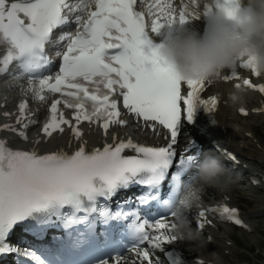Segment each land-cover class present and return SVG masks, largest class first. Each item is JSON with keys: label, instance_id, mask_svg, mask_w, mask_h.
<instances>
[{"label": "snow or ice", "instance_id": "obj_1", "mask_svg": "<svg viewBox=\"0 0 264 264\" xmlns=\"http://www.w3.org/2000/svg\"><path fill=\"white\" fill-rule=\"evenodd\" d=\"M138 3L143 4L144 0H0V48L4 50L0 53V74L13 65L18 71L14 79L26 76L28 91L40 101L46 99L45 91L59 94L41 129L44 138L57 131L63 133L67 125L79 140L82 134L77 126L82 121H102L105 132L110 124H126L117 97L122 98L127 114L142 119L152 130L160 125L170 133L166 146H144L128 139L91 151L81 144L71 154L63 150L42 154L35 147L14 149L0 139V254L10 251L7 230L33 212H42L43 222H53L55 218L65 227L82 223L92 215L107 216L108 209L101 201L115 196L120 187L131 182L153 188L162 185L170 175L174 193L181 179L191 177V166L199 163V151L178 155L174 147L178 127L182 121L194 124L199 111L210 113L217 104L216 97L201 98L209 80H181L158 56L156 50L160 45L155 39L164 26L188 24L190 16L198 20L201 14L190 12L187 5L177 11L171 0H153L147 11H138ZM215 6L232 17L239 10L240 0H216ZM203 7L205 16L211 9L208 4ZM73 24L74 33L69 30L55 35V30ZM49 45L57 48L55 56L60 59L54 75H44L54 63L46 51ZM239 64L260 76L251 68L250 61L241 60ZM235 76L232 71L231 77ZM243 84L257 88L249 79H244ZM182 85L187 86L186 93H182ZM258 91L264 93V84L258 86ZM58 105L71 109L72 118L66 119ZM26 108L25 102L19 104V127L4 124L0 130L28 141L27 129L35 121L25 122ZM241 112L247 114L243 109ZM41 142L40 138L33 141L36 145ZM194 147L195 143L190 144L185 153L187 148ZM125 150L136 155H122ZM178 171L183 172L182 177L177 175ZM170 199L164 201L165 208L170 209ZM217 210L236 225L243 224L237 209L222 206L200 211L198 227L205 226L206 212ZM115 215L134 217L129 225L137 241L133 248L147 244L164 251L165 245L179 240L174 235L173 211L151 223L136 213L118 211ZM137 257L136 264H163L159 257L153 261L148 250L140 251ZM30 258L34 264H44L39 256L33 254ZM165 258L169 264H182L181 257L171 251L165 252ZM101 264H120V255Z\"/></svg>", "mask_w": 264, "mask_h": 264}, {"label": "clouds", "instance_id": "obj_2", "mask_svg": "<svg viewBox=\"0 0 264 264\" xmlns=\"http://www.w3.org/2000/svg\"><path fill=\"white\" fill-rule=\"evenodd\" d=\"M207 0L210 11L203 16L206 29L199 32L187 24L164 26L156 37L157 54L184 81L218 78L225 69L234 70L241 60L250 61L251 68L264 75V0H240L233 16ZM245 89L235 88L229 94L232 103L243 100ZM194 171L179 188L171 193L170 209L176 213L174 235L190 239L195 235L185 213L197 207L207 189L227 191L232 178L225 175L221 162L205 154Z\"/></svg>", "mask_w": 264, "mask_h": 264}, {"label": "bare ground", "instance_id": "obj_3", "mask_svg": "<svg viewBox=\"0 0 264 264\" xmlns=\"http://www.w3.org/2000/svg\"><path fill=\"white\" fill-rule=\"evenodd\" d=\"M150 2H153V0H149ZM171 2L174 4V7H176V9H177V11L180 9V7L182 6L181 4L183 3V0H171ZM248 96L250 97V98H252V99H254L255 98V96L253 95V94H248ZM253 122H255V120H252ZM237 125L236 124H234L233 125V123L231 122L230 123V135H231V137H232V139H233V141H236L237 140V138L239 139L240 138V136H238L237 137V135L235 134V132L232 130V128L233 127H236ZM242 145L244 146V145H246V142H242ZM262 157L264 158V154H262ZM237 189H240L238 186H237V184L235 183V182H233V183H231V186H230V188L227 190V191H230V193L231 194H234L235 193V191L237 190ZM208 190V192L209 193H215V190L216 189H213V188H209V189H207ZM217 191V190H216ZM219 192V191H218ZM262 201H260V203H261ZM214 233H216V229L215 228H213V230H212ZM252 237V236H251ZM254 239V238H253ZM186 239H179V242L180 243H184L185 242V244H184V246L191 252V251H193V249H192V246H200V244H198V245H195V241L196 240H192V242H189L188 244L186 243ZM142 251V250H141ZM140 252V251H139ZM137 254L138 253H136L135 255L132 253V252H130V253H127L123 258H120V264H136V261H137V259H138V257H137ZM151 254V253H150ZM152 255V259H153V261H155V259L157 258V257H159L160 258V256L158 255V254H151ZM232 256H234V257H236V255H235V252L232 254ZM160 260L162 261V259L160 258ZM219 263L220 264H226V261L223 259V258H220L219 259ZM141 264H147V262L146 261H143V262H141Z\"/></svg>", "mask_w": 264, "mask_h": 264}, {"label": "rangeland", "instance_id": "obj_4", "mask_svg": "<svg viewBox=\"0 0 264 264\" xmlns=\"http://www.w3.org/2000/svg\"><path fill=\"white\" fill-rule=\"evenodd\" d=\"M257 132H258L259 134H261V133H260V130H258ZM263 137H264V135H263ZM262 140H263V142H264V138H262ZM257 230L261 233L262 236H264V230L261 228V226H258V227H257ZM261 246H262V248H263L264 243H261ZM241 247H244V245H241ZM253 255H255V254H253ZM255 256H256V255H255ZM250 264H252V262H250Z\"/></svg>", "mask_w": 264, "mask_h": 264}]
</instances>
